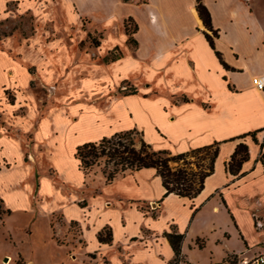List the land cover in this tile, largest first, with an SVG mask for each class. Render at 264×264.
Segmentation results:
<instances>
[{
    "label": "crops",
    "instance_id": "1",
    "mask_svg": "<svg viewBox=\"0 0 264 264\" xmlns=\"http://www.w3.org/2000/svg\"><path fill=\"white\" fill-rule=\"evenodd\" d=\"M1 1L2 10L5 2L9 0ZM65 1L69 4V13L76 18V23L71 26L78 25L79 17H86L90 12L101 24V27L95 30L90 24L93 33L103 36L97 47L100 46L103 53L121 51L117 60L104 61L110 64L109 70L119 68L124 63L140 69L143 75L141 79L152 83L151 90L160 94L156 95L154 92L153 97H148L147 94L140 97L136 94L124 95L115 99L106 112L95 109L80 111L79 108L69 111L65 107L43 110L36 104L34 95L26 89L25 79L20 76V66L0 50V171L9 170L19 162L28 177L35 175L28 185V195L19 194L17 207L36 212L41 202L38 196L46 191V181L36 175L35 160L53 153L58 154L60 147L65 145L81 176L80 184L76 187L79 190L83 186V172L79 170L74 154L76 148L84 143L97 142L103 137L133 129L140 130L144 141L156 147L153 149L165 150L171 154L219 143L214 172L205 179L203 190L193 200L170 194L160 201L164 189L159 177L153 169H143L120 176L121 178L113 184L125 180L129 187L139 191L154 181L157 192L143 196L131 195L129 192L108 194L102 199L93 214L96 221L93 236L97 245L93 252L85 249L83 230L86 221L70 219L68 223H77L81 227L80 237L85 243L81 250L83 254L96 253L105 256L110 264H129L132 261L134 264H144L137 257L141 254L148 255L154 264H166L174 259V254L163 234L169 232L172 227L177 233L183 234V258V249L191 237L190 232L203 216H206L204 220L209 236L218 234L211 240L208 235H196L194 239H190L188 250L205 249L213 256L217 247H224L231 238L230 232L216 224L217 217L224 214L241 247L237 250H225L219 258H213L209 264L221 262L226 254L248 255L250 248L264 239V231H261L258 235L263 236L262 239L249 242L243 226L246 223L252 232H256L260 227L254 228L253 215L264 219V204H261L259 199V189L264 186V166L259 161V157L264 155V88H256L257 79L264 81V0H251L248 4L243 0H201L210 15L211 28L217 33V37L213 38L214 49L205 38L204 34L211 32L205 29L196 11L195 0H44L46 4L41 7H51ZM35 4L40 5L39 0H24L20 4L21 10L33 12L30 8ZM127 20H131L137 27L132 35L125 31ZM71 26L63 31H71ZM53 47L54 44L50 43L45 47L43 45L27 49L26 51L34 56L30 60L26 52L24 55L29 62L45 63L47 60V64L52 66L54 56L49 55L47 59L45 53ZM215 52L220 54L228 68L219 62ZM119 79L128 83L127 80L131 78L127 73H121ZM15 86L20 88L14 99L15 103L5 102L1 94L2 88L7 91ZM129 87L135 88L133 85ZM21 104H27L23 111H20ZM52 110L58 111V116L67 128L65 133L62 129L48 127V117ZM89 111L95 113V120L84 134L78 125L82 123L84 114ZM65 138L66 144L63 140ZM238 144L247 146L248 159L241 166V176H232L225 171V163L229 161ZM44 172L55 174L51 169ZM144 175L146 177L143 180ZM23 178L24 176L14 178L13 181L20 182ZM108 188L101 193L88 195V198L83 197L81 201L77 192V196L71 197L72 204L81 209L83 214H87L84 218L89 219V199L102 198L100 196ZM230 195L235 197L234 200H230ZM0 199L6 208L9 201H6L1 192ZM125 199L139 200L141 203L151 204L152 207L158 204L159 215L149 216L147 211L133 205L134 203H126ZM172 201L181 207H187L183 225L170 218L165 222L162 231L151 230L147 224L138 232L128 234L127 222L124 216H121L116 226L122 232L123 238L121 241L116 240V229L111 224L108 211L118 204L133 208L142 218L148 217V223L149 220H161L163 206ZM51 215L50 228H54L56 214ZM59 216L62 218V215ZM104 227L111 230L110 244L99 243L96 239ZM143 229L159 236L155 237L160 240L158 251L151 249L153 252L149 253L139 247L130 251L133 239L140 235ZM197 240L203 243L201 249L195 244ZM102 250H107V253H101ZM110 252L114 253L111 255ZM163 252L168 253V257H162Z\"/></svg>",
    "mask_w": 264,
    "mask_h": 264
},
{
    "label": "rangeland",
    "instance_id": "2",
    "mask_svg": "<svg viewBox=\"0 0 264 264\" xmlns=\"http://www.w3.org/2000/svg\"><path fill=\"white\" fill-rule=\"evenodd\" d=\"M23 1H6L1 10L3 3L0 0V50L20 66V76L25 79L26 89L34 95L38 107H42L43 110L52 107H65L69 111L79 108L80 111L95 109L106 112L115 99L123 97L128 92L130 85L136 88V95L139 97L143 94L153 97L154 92L156 95L160 94L151 90L152 83L141 79L143 75L140 69L137 70V68L124 63L119 68L114 67L109 70L110 64L104 63V61L119 53L121 55V51L103 53L100 46L95 47V42H99L103 36L91 31V28L95 30L101 27V24L94 19L93 14L90 12L86 14L91 23L86 17L80 16L78 25L71 26V24L76 23V18L69 13L68 2H60L51 7H41L46 2L39 0L40 5L35 4L30 8L33 13L28 10H21L20 4ZM126 24L128 29L132 28L131 23L126 22ZM70 26L72 27L71 31H63L69 29ZM50 43L54 44V47L45 54L47 59L49 55L54 56V65H48L47 60L45 63L27 61L26 56L29 60L34 57L26 51L27 49L31 50V48H38L43 45L45 47ZM24 52H26V56ZM121 73H127L130 76L131 79L127 80L128 83L119 79ZM134 79L138 80L135 81ZM2 91L1 94L5 102L15 103L14 99L20 88L15 86L7 89V91L2 88ZM19 107L20 111H23L27 108V104H21ZM58 115V111L51 112L47 125L51 129H62L65 133L67 128ZM93 120H95L94 112L89 111V113L84 114L82 123L78 125L84 134H86V130H89ZM124 125L126 126V124ZM141 137L144 140L140 130H137V134L134 136L137 145ZM66 139H63L65 144ZM34 166L36 175H40L46 181V191L40 195L42 197L38 196V200L41 202L36 212H29L16 205L19 194L28 195V185L35 178V175L28 177L25 174L26 170L19 162H16V165L9 170L2 169L0 171V192L6 201H9L6 208L3 203H0V210H9V215L3 214L0 222V264H110L105 256L102 257L96 253L83 254L81 251L85 243V249L88 252L97 249L93 236V229L96 225L93 214L96 207L102 203V199L106 198L108 194L129 192L131 195L143 196L146 193L155 194L157 192L154 181L148 183L144 188H138L139 191L129 187V183L127 184L125 180L113 184L114 181L121 178L120 176H117L110 184H106L101 174L102 166H93L87 174H83V186L77 190L76 187L80 184L81 176L76 170L74 161L69 156L67 145L60 147L58 154L53 153L41 159L36 158ZM46 169L53 170L55 174H44ZM23 170L25 171L23 172ZM21 176H24L23 181H13L14 178L17 179ZM145 177L146 175L142 176V179L144 180ZM263 187L262 185L259 189L261 204H264ZM107 188L108 190L100 196L102 198L89 199L91 204V212L88 214L91 217L89 219L84 218V215L87 214H83L81 209L72 204L71 197L77 196V192L81 201L83 197L88 198V195L101 193ZM65 198H67V203H65ZM229 198L234 200L235 197L230 195ZM125 202L134 203L133 205L147 211L149 216L157 217L159 215L158 204L152 207L151 204L141 203L139 200L125 199ZM107 205H109V201H107ZM186 208V206L181 207L175 201L166 203L163 206L161 220L155 222L149 220L148 223L146 222L148 217L142 218L139 212L122 204H118L114 209L108 211V215L112 226L116 229V240L121 241L123 235L116 226L121 216H124V220L127 222L128 234L138 232L142 226L146 227L147 224L150 225L149 229L159 232L165 228V222L170 218H174L178 224L183 225ZM52 213L56 214L55 229L50 228ZM59 214L62 215L63 221ZM205 217L203 216V219L190 232L191 237L188 238L183 249L185 257L179 264H209L213 258H219L225 250H237L241 247V243L232 233V226L223 214L221 217H217L216 224L230 232L231 238L226 245L221 248L217 247V252L213 256L209 255V251L205 249L193 248V250H188L190 239H194L199 234L209 236ZM70 219L79 222L86 221L83 230L85 243L80 237L81 227L77 223L69 224ZM256 220L261 223L260 228L255 230L256 232H252L246 223L243 225L249 242L263 238V236L258 235V232L264 231V219L259 215H253L254 228H257ZM217 234L213 233L209 239L211 240ZM155 237L159 238L150 230L143 229L141 234L133 239L130 251L137 247L140 250H147L149 253L153 252L151 249L158 251L160 240L155 239ZM208 244L206 243V245ZM250 250L245 256L226 254L223 259L227 257L229 259L228 263L225 264H234V262L242 264L245 260H253L258 256L264 257V239ZM101 253L106 254L107 250H102ZM113 253L110 252L111 255ZM137 257L144 264H154L148 255L138 254ZM162 257H168V253L163 252ZM129 264L134 263L132 261ZM156 264H160V262H156ZM166 264H173V260Z\"/></svg>",
    "mask_w": 264,
    "mask_h": 264
},
{
    "label": "trees",
    "instance_id": "3",
    "mask_svg": "<svg viewBox=\"0 0 264 264\" xmlns=\"http://www.w3.org/2000/svg\"><path fill=\"white\" fill-rule=\"evenodd\" d=\"M195 1L196 11L205 29L211 32V34L205 33V38L209 46L214 49L213 38L217 37V33L211 28L210 15L201 0ZM126 22L131 23L132 28L128 29L127 24H125V31L128 35H132L137 30V27L131 20ZM97 46L98 42H95V47ZM215 54L219 62L225 68H228L222 61L220 54L218 52H215ZM119 57L120 54L112 56L105 62L115 61ZM136 93L135 88L129 87L125 95H135ZM136 134V130H128L116 133L110 137H103L97 142H88L78 146L75 150L74 158L78 162L79 170L83 174H87L93 166H102L101 174L105 179V183L109 184L117 176H124L127 173L143 169H153L164 189V194L160 201L170 194L188 200L196 198L203 190L205 179L214 172L215 161L219 153V143L191 149L179 154H171L165 150L153 149L142 137L138 140L137 145L134 140ZM251 136L253 137L254 133ZM247 159V146L238 144L229 161L225 163V171L232 176H241V166ZM259 161L264 166V155L259 157ZM171 164L174 165L172 166ZM0 203H2L1 199ZM3 214L9 215V210H0V222ZM163 237L168 241L174 254L173 264H179L183 260L181 255L183 234L177 233L172 227L169 232L163 234ZM96 239L99 243L110 244L112 241L110 228L104 227L97 234ZM195 244L199 249L203 247V243H200L199 240ZM228 259L227 257L221 262L214 264L228 263Z\"/></svg>",
    "mask_w": 264,
    "mask_h": 264
},
{
    "label": "built area",
    "instance_id": "4",
    "mask_svg": "<svg viewBox=\"0 0 264 264\" xmlns=\"http://www.w3.org/2000/svg\"><path fill=\"white\" fill-rule=\"evenodd\" d=\"M245 3H249L251 0H243ZM152 19V18H151ZM256 88L259 90H263L264 88V81L262 79H257L256 80ZM256 224L258 227L261 226L260 221H256ZM242 264H264V257L263 256H258L254 258L253 260H245L242 262Z\"/></svg>",
    "mask_w": 264,
    "mask_h": 264
},
{
    "label": "water",
    "instance_id": "5",
    "mask_svg": "<svg viewBox=\"0 0 264 264\" xmlns=\"http://www.w3.org/2000/svg\"><path fill=\"white\" fill-rule=\"evenodd\" d=\"M5 261H7V258H5Z\"/></svg>",
    "mask_w": 264,
    "mask_h": 264
},
{
    "label": "bare ground",
    "instance_id": "6",
    "mask_svg": "<svg viewBox=\"0 0 264 264\" xmlns=\"http://www.w3.org/2000/svg\"><path fill=\"white\" fill-rule=\"evenodd\" d=\"M8 263H9V261H8Z\"/></svg>",
    "mask_w": 264,
    "mask_h": 264
}]
</instances>
